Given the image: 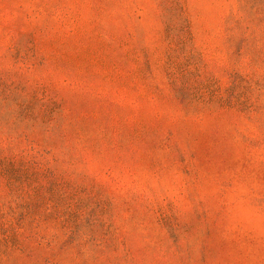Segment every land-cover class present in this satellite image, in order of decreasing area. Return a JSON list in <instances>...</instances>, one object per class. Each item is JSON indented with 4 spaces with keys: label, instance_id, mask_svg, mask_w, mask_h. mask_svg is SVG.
<instances>
[{
    "label": "rangeland",
    "instance_id": "374dc122",
    "mask_svg": "<svg viewBox=\"0 0 264 264\" xmlns=\"http://www.w3.org/2000/svg\"><path fill=\"white\" fill-rule=\"evenodd\" d=\"M0 264H264V0H0Z\"/></svg>",
    "mask_w": 264,
    "mask_h": 264
}]
</instances>
